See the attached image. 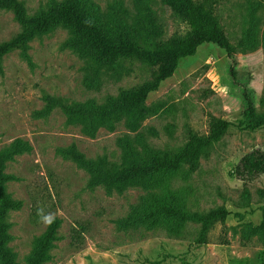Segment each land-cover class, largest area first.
Segmentation results:
<instances>
[{"label": "rangeland", "instance_id": "374dc122", "mask_svg": "<svg viewBox=\"0 0 264 264\" xmlns=\"http://www.w3.org/2000/svg\"><path fill=\"white\" fill-rule=\"evenodd\" d=\"M19 1L33 15L62 0ZM86 1L111 38L127 36L144 44L187 32L186 24L159 0ZM218 14L233 45L251 24L260 36L264 33V0H221ZM20 31L12 13L0 8V43ZM69 37L57 27L34 38L28 45L31 65L17 51L0 61V150H16L4 173L8 194L21 204L7 216L8 247L16 264H30L38 241L54 222L55 240L43 264H264V175L246 184L233 175L243 156L264 151L263 128L237 127L247 100L264 115V47L236 51L233 79L226 53L204 44L149 94L135 125L120 118L85 133L60 107L45 114L46 98L68 105L102 103L145 83L153 69L128 59L116 68L100 67L68 47ZM210 115L232 127L196 171L185 166L164 178L184 209L206 213L224 206L230 212L226 227L215 224L203 245L195 242L197 224L170 233L134 216L147 196L159 194V185L92 186L93 175L63 154L72 151L118 166L134 156L176 150L190 132L206 135Z\"/></svg>", "mask_w": 264, "mask_h": 264}, {"label": "trees", "instance_id": "16d2710c", "mask_svg": "<svg viewBox=\"0 0 264 264\" xmlns=\"http://www.w3.org/2000/svg\"><path fill=\"white\" fill-rule=\"evenodd\" d=\"M168 5L186 24L184 36H173L166 40H148L140 44L134 38L118 36L111 38L100 23L99 15L92 4L86 0H62L50 4L46 9L29 15L19 0H0V8L12 13L21 31L6 42L0 43V61L7 54L17 51L29 65V43L36 37L49 33L57 27L69 33L68 47L88 56L105 68H116L121 60H135L152 68L148 81L130 89L120 91L116 96L107 97L102 103L65 104L47 97V114L56 107L62 108L72 120L82 124V130L90 133L98 126L111 124L123 118L133 126L144 115L147 97L156 91L160 84L171 78L181 59L192 57L204 44H213L226 53L230 60V75L236 79L234 67L237 50L253 51L257 46L264 47V33L260 36L255 25H250L235 45L226 37L218 14L221 0H159ZM232 127L224 119L209 116L208 132L201 136L190 132L186 143L176 150L150 152L144 156H134L121 165H110L106 160L85 159L72 151L63 154L83 165L92 175V186L102 185L109 189H119L130 183L155 188L159 194L147 196L134 211V216L149 226L166 228L170 233L180 230L186 223L199 225L196 244H206L211 228L220 223L225 228L230 212L220 206L206 213L190 212L174 198L164 178L187 166L189 172L196 171L200 160L211 147L218 143ZM237 127L244 130L264 129V115L258 114L250 100ZM147 147H145L144 151ZM14 148L0 150V264H16L11 249L7 216L16 211L21 204L11 198L6 190L7 175L5 162L15 153ZM233 175L244 184L264 175V151L255 149L243 156L235 167ZM238 217H241L238 214ZM264 224V216H263ZM57 223L47 228L38 241L36 252L30 264H43L55 240Z\"/></svg>", "mask_w": 264, "mask_h": 264}]
</instances>
